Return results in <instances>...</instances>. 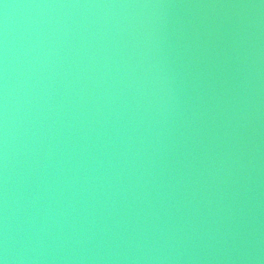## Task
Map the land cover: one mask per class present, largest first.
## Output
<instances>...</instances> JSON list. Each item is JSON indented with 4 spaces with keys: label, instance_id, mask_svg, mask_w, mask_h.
<instances>
[{
    "label": "water",
    "instance_id": "95a60500",
    "mask_svg": "<svg viewBox=\"0 0 264 264\" xmlns=\"http://www.w3.org/2000/svg\"><path fill=\"white\" fill-rule=\"evenodd\" d=\"M264 264V0H0V258Z\"/></svg>",
    "mask_w": 264,
    "mask_h": 264
},
{
    "label": "clouds",
    "instance_id": "9594fccd",
    "mask_svg": "<svg viewBox=\"0 0 264 264\" xmlns=\"http://www.w3.org/2000/svg\"><path fill=\"white\" fill-rule=\"evenodd\" d=\"M0 264H6V256L5 258H0Z\"/></svg>",
    "mask_w": 264,
    "mask_h": 264
}]
</instances>
